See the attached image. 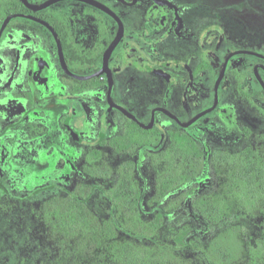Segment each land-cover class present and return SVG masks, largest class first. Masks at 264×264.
<instances>
[{"label":"rangeland","instance_id":"obj_1","mask_svg":"<svg viewBox=\"0 0 264 264\" xmlns=\"http://www.w3.org/2000/svg\"><path fill=\"white\" fill-rule=\"evenodd\" d=\"M234 7L238 8V20L232 30L225 27L228 43L236 45H232L233 49L264 54V0H238ZM140 81L154 91L155 77L144 75ZM141 83L139 86L143 87ZM252 83L259 96L256 82ZM236 85L231 74L220 113L214 111L199 120L202 123L206 119L203 124L181 129L200 145L207 161L213 152L223 154L247 145L253 148L264 145L263 100L243 99L236 93ZM143 93L146 92L139 96ZM102 96L103 91L94 94L95 100ZM113 97L117 101L116 91ZM146 97L145 104L152 100L149 94ZM58 105L53 111H43V119L35 113H25L24 105L18 101L0 105V264H97L92 255L76 251L79 239L62 241L45 220L44 207L48 202L63 204L67 197L81 201L91 217L110 220L122 237L132 238L139 254L149 255L153 260L168 256L177 264L260 263L254 259L251 245L264 227V204L259 210L248 212L239 201L225 198L218 171L207 166L179 191L160 195L159 176L163 173L152 155L169 149L168 131L177 130L172 124L159 119L161 136L156 146H134L122 155L96 147L101 154L94 158L91 148L72 141L59 129L67 102L59 101ZM126 108L134 113L129 106ZM168 109L181 121L185 120L175 108ZM123 123L122 118L112 114L104 139L120 134ZM27 124L33 128L27 129ZM243 128L249 131L248 137H244ZM87 129L86 133L78 134L79 141L96 142L99 135L96 116L91 117ZM147 140L154 141L150 136ZM124 175L130 177L133 191L141 193L134 214H129L125 205L113 203L112 192ZM202 197L210 202L217 200L216 211L220 216L233 218L238 225L245 224L246 230L237 242L217 238L213 227L196 210V202ZM220 202L226 205V210ZM158 215L162 220L155 223ZM237 229L241 234L242 227ZM185 230L187 235L178 242V236ZM247 236L252 238L251 243L247 242ZM218 251L228 255L227 260Z\"/></svg>","mask_w":264,"mask_h":264},{"label":"flooded vegetation","instance_id":"obj_2","mask_svg":"<svg viewBox=\"0 0 264 264\" xmlns=\"http://www.w3.org/2000/svg\"><path fill=\"white\" fill-rule=\"evenodd\" d=\"M49 1L26 0L24 5L20 0H4L0 4L8 8L0 9V29L5 19L14 15L0 36V105L18 101L25 113L43 119V111H53L59 101H66L59 129L72 141L91 148L94 158L102 148L119 155L129 151L118 152L111 145L113 139L124 135L128 121H133L109 105V89L112 103L125 110L129 106L134 113L127 111L144 125L149 124L156 109H165L186 123L213 105L214 84L232 54L217 90V106L211 113H220L231 74L237 82L236 93L243 99L262 98L252 82L259 85L255 69L264 82V54L233 49L236 45L229 44L226 35L225 27L232 30L237 24L238 8L234 6L238 0H60L46 5ZM118 36L104 67L105 52ZM240 51L257 55L234 54ZM144 75L157 79L154 91L141 83ZM102 91V98L95 100L94 94ZM143 91L146 93L139 96ZM147 94L152 100L145 104ZM168 107L175 108L185 120ZM112 114L123 119V128L120 134L105 140ZM92 116H96L98 140L79 141L78 134L87 132ZM159 119L177 129L168 131V135L206 120L200 123L198 119L183 128L156 110L151 129L159 127ZM11 126L15 128V124ZM32 128L27 124V129ZM241 131L249 133L244 128Z\"/></svg>","mask_w":264,"mask_h":264},{"label":"trees","instance_id":"obj_3","mask_svg":"<svg viewBox=\"0 0 264 264\" xmlns=\"http://www.w3.org/2000/svg\"><path fill=\"white\" fill-rule=\"evenodd\" d=\"M3 2L4 0H0V4ZM0 9L7 10L8 8L4 6ZM257 86L264 106V93L258 84ZM243 133L245 137L249 136L247 131ZM148 136L154 141L149 142ZM160 136L161 131L158 127L144 130L128 121L124 135L113 139L111 145L118 152L123 149L130 150L135 145L139 147L156 146ZM169 140V149L152 155L161 165L163 173V176H159L161 182L158 186L161 196L179 191L183 185L192 182L196 176L203 173L208 166L211 171L219 172L217 175L223 180L221 185L224 197L230 201H239L244 211L259 210L264 204V145L259 148L247 145L238 151H227L223 154L213 152L209 154L207 161L200 145L189 135L169 132ZM150 159L152 160L151 157ZM132 188L130 177L124 175L112 193L114 203L125 205L129 213H134L138 199L140 201L141 198V193L133 191ZM208 200L206 197L198 199L196 210L203 214L202 217L213 227L218 239L223 238L224 241L232 244L237 242L238 237L242 236L246 230L245 224L241 222L238 225L235 219L220 216L216 211L219 207L217 200L213 202ZM228 203L229 201L225 204ZM220 204L223 205V202ZM225 204L222 206L224 210L227 209ZM48 207L51 208L47 209ZM44 212L45 220L53 227V234L60 236L62 241L67 238L79 239V242L76 241L79 243L76 251L92 255L97 264H108L104 261H108L109 264H177L168 256L153 260L149 255L139 254L131 237H122V232L110 220L100 221L96 217H91L83 203L74 198L67 197L63 204L58 203L57 205H51L49 201L44 207ZM160 220L162 216L158 215L155 223ZM240 227L243 229L241 234L237 232V228L240 229ZM259 230L260 237H256L251 248L254 250V259L260 262L257 261V263L264 264V227ZM186 235L187 230L178 236V242H182ZM246 240L248 243L252 242L249 236ZM222 256L226 260L229 257L223 253Z\"/></svg>","mask_w":264,"mask_h":264},{"label":"water","instance_id":"obj_4","mask_svg":"<svg viewBox=\"0 0 264 264\" xmlns=\"http://www.w3.org/2000/svg\"><path fill=\"white\" fill-rule=\"evenodd\" d=\"M20 1H21L24 5H27L26 0H20ZM57 1H60V0H51V1H49L46 5H49V4H51V3H55V2H57ZM44 6H45V5H44ZM112 15H113V14H112ZM113 16L115 17V15H113ZM12 17H14V15H13V16H8V17L5 19L3 25H2V27H1V29H0V36H1V34H2L3 30H4V28L6 27L7 23L9 22V20H10ZM115 18H116V17H115ZM116 19H117V18H116ZM54 35H55V37H56V34H55V33H54ZM118 39H119V36H118V37H117V38L111 43V45L109 46V48L106 50V52H105V56H104V67L107 65V61H108V59H109V56H110V54L112 53V51H113V49L115 48V46L117 45V43H118ZM57 43L59 44L58 41H57ZM59 49H60V51H61L60 44H59ZM241 53H242V54L257 55V54L252 53V52H244V51H240V52H237V53H234V54H241ZM231 56H232V54L229 55V56L226 58V60L224 61V64H223L222 69H221V72H220V74L218 75V77H217V79H216V82H215V84H214V103H213V105H212L210 108H208V109H206V110H204V111L198 113L197 115H195L191 120H189V121L186 122V123H181V122H180V121H179L174 115H172L171 113H169V112H168L167 110H165V109H156V110L165 113L167 116H169L171 119L175 120V121H176L181 127H183V128H188L189 126H191L192 124H194V123H195L198 119H200L201 117H203V116H205V115L211 113V112L216 108V106H217V102H218L217 90H218L219 84H220V82H221V80H222V78H223V76H224L227 62H228V60H229V58H230ZM254 75H255V78L257 79V81H258V83H259V85H260V87L262 88L263 93H264V82H263V80L261 79V77L259 76L257 69H255V71H254ZM108 101H109V105H110L111 107H113V108L119 110V111H120L123 115H125L128 119L132 120V121L135 122L137 125H139L140 128H142V129H144V130H149V129L152 128V126H153V124H154V114H155V111H156V110H153V111H152L151 120H150L149 124L144 125L143 123L139 122V121H138V120H137V119H136L131 113H129L127 110H125V109H123V108H121V107H119V106H117V105H115V104L112 103L111 98H110V89H109V93H108Z\"/></svg>","mask_w":264,"mask_h":264}]
</instances>
